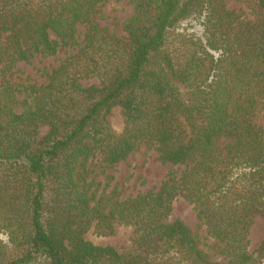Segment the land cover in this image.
<instances>
[{
  "label": "trees",
  "instance_id": "16d2710c",
  "mask_svg": "<svg viewBox=\"0 0 264 264\" xmlns=\"http://www.w3.org/2000/svg\"><path fill=\"white\" fill-rule=\"evenodd\" d=\"M104 1L0 0V264H258L249 227L264 217V128L253 121L264 111V0H242L253 19L224 0H133L121 36L93 21ZM189 18L202 29L192 40L176 32ZM75 46L46 84L11 80L19 61ZM91 78L101 85H85ZM115 105L126 117L118 134L107 120ZM141 144L192 164L156 193L93 203L88 160L117 163ZM178 196L224 244L227 263L211 260L182 219L167 221ZM114 221L136 227L141 254L85 238L91 227L113 233Z\"/></svg>",
  "mask_w": 264,
  "mask_h": 264
},
{
  "label": "rangeland",
  "instance_id": "374dc122",
  "mask_svg": "<svg viewBox=\"0 0 264 264\" xmlns=\"http://www.w3.org/2000/svg\"><path fill=\"white\" fill-rule=\"evenodd\" d=\"M225 8L234 10L245 19H253L252 7L242 0H224ZM135 11L133 0H105L100 3L94 14L93 21L99 26L106 28L109 32L121 36L126 34L125 26L132 18ZM87 30L86 23L78 24L77 37L82 40ZM176 32L184 33L185 39H196L202 35V29L196 19L189 18L176 27ZM5 35L0 37V46L5 42ZM77 46L67 47L55 54H37L30 60L19 61L11 70L10 78L17 84H46L53 68L57 67L63 59L71 52L76 51ZM182 94L186 95V87L176 80ZM85 85H101L98 78L84 81ZM23 99V95H19ZM18 110H22L19 108ZM108 123L114 133H120L126 126V117L120 105H115L107 116ZM254 123L264 128V111L253 118ZM49 126L42 124L39 127V137L44 136ZM228 140L222 138L217 141V151L223 150ZM192 162L186 164H172L163 162L154 148H148L141 144L125 159L117 163H107L103 155L98 153L87 162L86 180L90 191H94L96 199L93 203L100 201L102 204L107 199L122 200L137 194L148 192L156 193L162 183L168 178L169 173L177 171L178 174L189 169ZM182 219L192 230L197 239L199 248L204 251L213 261L221 263L228 262V256L224 244L209 231L204 220L199 216L194 204L178 196L173 204L172 210L167 217L171 222ZM140 232L134 225L114 221V231L111 234H100L94 227L85 233V238L97 245H112L121 253L139 255L143 252L138 243ZM0 238L7 241V235L0 231ZM250 245L249 250L258 258V264H264V254L260 255L259 245L264 239V217L255 215L249 227ZM28 264H48L44 259H37Z\"/></svg>",
  "mask_w": 264,
  "mask_h": 264
}]
</instances>
